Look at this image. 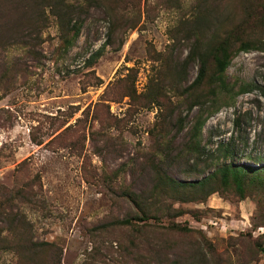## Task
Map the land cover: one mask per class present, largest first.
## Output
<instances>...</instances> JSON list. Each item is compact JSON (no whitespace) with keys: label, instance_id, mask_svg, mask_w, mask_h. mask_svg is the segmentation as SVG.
Masks as SVG:
<instances>
[{"label":"rangeland","instance_id":"obj_1","mask_svg":"<svg viewBox=\"0 0 264 264\" xmlns=\"http://www.w3.org/2000/svg\"><path fill=\"white\" fill-rule=\"evenodd\" d=\"M55 2L0 0V209L16 196L24 236L44 243L37 264H264V50L243 51L234 37L264 42V0L92 4L68 50ZM26 7L44 8L39 59L7 48L35 35L21 32ZM224 40L226 94L208 80L209 51ZM198 46L208 75L187 92L200 65L185 60ZM246 84L257 89L237 93ZM198 115H208L200 152L189 144ZM231 160L262 171L247 174L243 198L219 178L203 201L168 186ZM136 216L146 219L109 225ZM0 264L31 262L6 250Z\"/></svg>","mask_w":264,"mask_h":264},{"label":"trees","instance_id":"obj_2","mask_svg":"<svg viewBox=\"0 0 264 264\" xmlns=\"http://www.w3.org/2000/svg\"><path fill=\"white\" fill-rule=\"evenodd\" d=\"M65 0H56L54 3L59 8L58 16L61 21H63L66 25V31L68 34L64 37V45L65 49L68 50L75 42V39L79 36L82 24L84 22V18L81 19L79 15L83 13V9L89 7L92 4L97 6L106 7V3H111V0H84L88 5H80L79 7H75L72 5L67 6L64 3ZM116 1V0H115ZM14 6H18L17 2H14ZM42 9V8H41ZM108 9V8H107ZM110 11V9H108ZM44 8L43 12L33 13L29 8L23 11V21L30 22V26H25L22 31L25 29L32 30L35 32H24L22 38L18 42H11V38L7 42V48L9 49L13 45H19L21 50L23 51L26 57H30L32 59H39L40 51L38 50V45L41 40L42 33V23L44 21ZM77 13V14H76ZM87 13V12H86ZM237 33L234 37L237 40L241 41L240 49L243 51H249L251 49H263L264 50V42L261 44H256L251 41H242L241 38L237 37ZM20 37V34H19ZM197 46V45H196ZM229 42L224 40L223 42L213 46L209 54L215 60V70L209 76V83L214 86V89L218 93L226 94L229 91L228 84L225 80V72L230 64L231 53L229 51ZM197 54L195 55V53ZM100 54V51L91 56L88 60V63H92V61L97 58ZM207 53L199 52V46L194 47L192 49V53L186 58L185 62L194 61L196 58H199V72L196 79L187 87V92L191 90H196L199 86L203 84L205 79L207 78V61L208 55ZM195 55V56H194ZM1 81V80H0ZM1 83V82H0ZM257 89V86L253 84H246L241 86L237 93L242 92H251ZM261 90L264 95V87L258 88ZM210 114L209 116H211ZM208 118L204 115H198L195 119V122L190 130V149L192 151H201L200 147V137L202 134L203 127ZM248 173H252L255 176L262 177V171L259 168L251 167L246 164H235L232 160L229 162L223 163L219 166L213 174L206 176L202 179H195L192 181H178L172 178H169L168 186L171 191L175 192L178 195L179 200L181 201H203L207 199L211 194L217 192L219 189L215 186L213 182L214 178H219V181L224 186H229L230 184L234 185L235 189L240 193V196L245 197V183L246 176ZM131 197L133 200L134 197L132 192L126 194ZM182 211L177 212V216L181 215ZM0 215L3 216L4 225L0 226V259L1 253L10 250L16 253L18 257L24 256V258L31 262V264H37V260L34 257V254L37 253V248H42L44 243L39 242H31L30 239H27L24 236L25 229L28 228V222L26 218L21 213L18 205L16 204V196H9L6 206H3L0 209ZM146 218L144 217H131V218H123L117 219L109 223V225H135L139 221H144ZM177 229H181V226L177 223L172 225ZM31 244V245H29ZM29 245V246H26Z\"/></svg>","mask_w":264,"mask_h":264}]
</instances>
